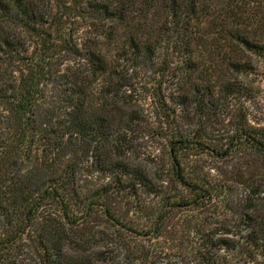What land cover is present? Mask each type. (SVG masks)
<instances>
[{"label":"trees","instance_id":"trees-1","mask_svg":"<svg viewBox=\"0 0 264 264\" xmlns=\"http://www.w3.org/2000/svg\"><path fill=\"white\" fill-rule=\"evenodd\" d=\"M263 83L264 0H0V264H264Z\"/></svg>","mask_w":264,"mask_h":264},{"label":"rangeland","instance_id":"rangeland-1","mask_svg":"<svg viewBox=\"0 0 264 264\" xmlns=\"http://www.w3.org/2000/svg\"><path fill=\"white\" fill-rule=\"evenodd\" d=\"M249 81L251 82V84L254 86V87H257L258 86V79L253 76V77H250L249 78ZM143 82H144V78L140 75L138 76L135 80L131 81V84L134 86V89H137V99H138V103L141 105V106H144L145 109H148V110H153L154 109V106L152 105V99H150L149 97V94L150 93H146V92H143L141 88V85H143ZM261 87L259 88L260 92L264 95V83L260 85ZM153 113V112H151ZM148 118L146 117V120ZM148 120L150 121H155L154 117H150ZM154 125H150V128H153ZM155 132L153 129H150L149 133H140L139 136V141H138V145L139 147L141 148V153L142 155H145V153H149V152H154V146L155 145V142H156V138H155ZM143 148V149H142Z\"/></svg>","mask_w":264,"mask_h":264}]
</instances>
